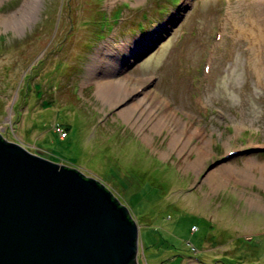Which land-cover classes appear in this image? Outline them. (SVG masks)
<instances>
[{"label": "rangeland", "instance_id": "374dc122", "mask_svg": "<svg viewBox=\"0 0 264 264\" xmlns=\"http://www.w3.org/2000/svg\"><path fill=\"white\" fill-rule=\"evenodd\" d=\"M176 2L0 0V136L126 205L139 228L137 264H264V0ZM140 12L151 16L143 30ZM127 40H140L137 49L121 52ZM107 44L126 59L112 78L148 79V91L203 128L200 168L180 166L196 159L198 139L179 157L168 149L173 124L145 142L98 100L86 72ZM224 161L247 175L211 188L206 176Z\"/></svg>", "mask_w": 264, "mask_h": 264}, {"label": "water", "instance_id": "95a60500", "mask_svg": "<svg viewBox=\"0 0 264 264\" xmlns=\"http://www.w3.org/2000/svg\"><path fill=\"white\" fill-rule=\"evenodd\" d=\"M117 201L0 137V264H137L138 226Z\"/></svg>", "mask_w": 264, "mask_h": 264}, {"label": "bare ground", "instance_id": "6f19581e", "mask_svg": "<svg viewBox=\"0 0 264 264\" xmlns=\"http://www.w3.org/2000/svg\"><path fill=\"white\" fill-rule=\"evenodd\" d=\"M160 1L161 0H159V2ZM164 3H171V6H173L170 0H163V4ZM162 7L163 6L160 8L161 10L164 9ZM148 15L150 16L147 12V17L137 19L138 24L139 22H142V19L148 18ZM117 18L118 15L115 19ZM1 19L2 18H0V21ZM10 19L11 17L7 18L4 23L7 21L5 24L8 23L11 26L15 25L16 18L9 21ZM162 24L163 23H160L158 27H156L158 31L161 29ZM158 31L151 33L150 37L156 36ZM149 38L142 40V44H147L149 42ZM139 41L140 40L124 41L123 43L118 44V49L121 52H130L132 49V51H134L139 46ZM94 56L95 57L92 59L91 64L87 67L86 75L88 79L87 82L92 83L94 86V92L98 97V100H100L103 104L116 108L115 113L120 116L126 124L138 132L141 139L145 142H149L152 139V133L162 131L166 129L168 125L172 126L173 124V129L167 128L170 132V137H168V149L176 150L179 157H181L180 152L182 147L187 145L189 140L192 138L198 139L200 144L192 147L190 150V152L196 156V159L192 161L188 156L182 157L180 166L193 169V171L198 167L200 168L202 162L208 155V141L205 139L203 128L194 126V123L192 122L188 124L187 120L181 119L175 109L169 107L168 100L164 94L156 90L154 94L148 91L146 87V80L148 79L141 80V78L136 77L139 75L134 74H125L122 78H112L114 74L119 75L121 70L123 71V69H126L124 67L126 59L117 56L114 52H112L111 47H109L108 44L99 48ZM147 99L148 102L151 101L150 104L146 101ZM158 104L162 107H158ZM156 108H160V111L156 112ZM63 127H61V129H63ZM150 145L152 146L151 143ZM204 154L205 158L203 157ZM232 157L230 156L229 160ZM226 161L228 162V158ZM226 161L220 163L221 167L219 170H214L207 174L206 179L210 182L209 184L211 188L214 187L215 181L219 183L227 178H233L231 177L232 174H237L239 176L247 175H245L242 170H235L234 167L227 164ZM260 166L261 167L258 166L257 170L263 172L264 164H260ZM123 206L128 209L126 205ZM128 211L130 218L134 221L132 213L129 209Z\"/></svg>", "mask_w": 264, "mask_h": 264}, {"label": "trees", "instance_id": "16d2710c", "mask_svg": "<svg viewBox=\"0 0 264 264\" xmlns=\"http://www.w3.org/2000/svg\"><path fill=\"white\" fill-rule=\"evenodd\" d=\"M177 0H170V2H172V5L174 6V5H176V2ZM124 5H126V4H124ZM163 5V3H160L159 4V7H158V9H160L161 8V6ZM116 12L119 14V12H118V10H116ZM115 14V15H118V14ZM117 17V16H116ZM145 17H147V12H140V18H145ZM138 27H140V22H139V24H138ZM102 29V28H101ZM64 129L67 131L68 130V126H64ZM113 195V194H112ZM113 197H114V195H113ZM115 198V197H114ZM119 201H117V203H118ZM119 204H120V202H119ZM121 205V204H120ZM130 217V216H129ZM131 220H132V218H130ZM133 221V220H132Z\"/></svg>", "mask_w": 264, "mask_h": 264}]
</instances>
